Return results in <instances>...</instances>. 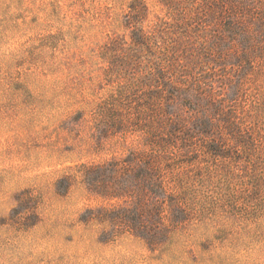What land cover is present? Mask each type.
I'll return each mask as SVG.
<instances>
[{
	"label": "rangeland",
	"instance_id": "obj_1",
	"mask_svg": "<svg viewBox=\"0 0 264 264\" xmlns=\"http://www.w3.org/2000/svg\"><path fill=\"white\" fill-rule=\"evenodd\" d=\"M219 2L0 0V264H264V19Z\"/></svg>",
	"mask_w": 264,
	"mask_h": 264
},
{
	"label": "trees",
	"instance_id": "obj_2",
	"mask_svg": "<svg viewBox=\"0 0 264 264\" xmlns=\"http://www.w3.org/2000/svg\"><path fill=\"white\" fill-rule=\"evenodd\" d=\"M135 2L133 1L130 5V9L131 12H137V9L135 7ZM262 4V3H261ZM258 5L257 7L254 4V1L252 0H221V2L216 4V7L220 10L223 11L224 13L228 14V18H227V22H226V28L228 31L233 32V29H235V24L233 23V20L235 18L236 15L238 14H248L251 17L256 16L259 19H264V9L262 10V7L264 8V4L262 5ZM255 5V6H254ZM130 24V22H128ZM127 23V25H128ZM135 39H137V41H139L140 39V34L137 33L135 34ZM113 43V41H112ZM161 70V69H160ZM160 73L162 74V76L164 77V74L162 72V70L160 71ZM202 128H205V130L208 129V124L203 123L201 124ZM131 159L132 160H137L138 154H131ZM137 172L134 174V176L136 178H138L140 176V174H142L141 169L136 170Z\"/></svg>",
	"mask_w": 264,
	"mask_h": 264
}]
</instances>
